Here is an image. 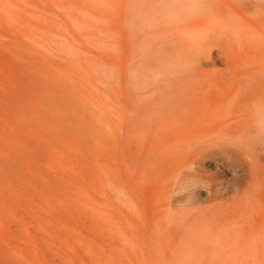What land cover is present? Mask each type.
Masks as SVG:
<instances>
[{"label": "rangeland", "instance_id": "1", "mask_svg": "<svg viewBox=\"0 0 264 264\" xmlns=\"http://www.w3.org/2000/svg\"><path fill=\"white\" fill-rule=\"evenodd\" d=\"M217 1L0 0V264H264V130L181 135L226 60L172 94L194 21L231 12L264 56V0Z\"/></svg>", "mask_w": 264, "mask_h": 264}, {"label": "bare ground", "instance_id": "2", "mask_svg": "<svg viewBox=\"0 0 264 264\" xmlns=\"http://www.w3.org/2000/svg\"><path fill=\"white\" fill-rule=\"evenodd\" d=\"M254 6H256V14L264 17L262 2L249 5L248 8ZM228 7L230 11V6ZM246 9L244 8V11ZM235 12L239 16H244L241 8H237ZM223 14L217 15L216 21L209 20V17L192 22L188 27L186 38L179 40L186 47V52L185 60L180 63L182 65L180 70L174 69L178 72V75H175L177 77L175 83H178V86H174L172 91L174 100L185 101L190 98L192 101L201 94L199 90L201 92L205 90L204 83L197 82L195 77L209 61L214 59V55L217 54V58L226 60V66L230 72V81L227 86H222L223 92L220 97H216L217 101L212 106L209 118L199 119L195 112L191 110L188 112L190 103L187 102L177 112L184 118L187 113L197 118V131L192 130V125H186L182 129L185 134L181 133V135L188 137L189 140L226 139L227 137L244 139L252 130L256 132L264 130V56L256 54L246 60V54H238L237 43L254 34L247 31L240 33L239 27L235 24L236 17L231 12L229 13L230 25H227V18ZM259 34L264 38V33L259 32ZM239 56H243L244 59H240Z\"/></svg>", "mask_w": 264, "mask_h": 264}]
</instances>
